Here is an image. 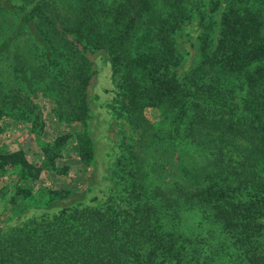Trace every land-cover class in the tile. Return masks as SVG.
Masks as SVG:
<instances>
[{
	"label": "trees",
	"instance_id": "16d2710c",
	"mask_svg": "<svg viewBox=\"0 0 264 264\" xmlns=\"http://www.w3.org/2000/svg\"><path fill=\"white\" fill-rule=\"evenodd\" d=\"M18 1L0 0V15L13 16L14 34L26 31L39 59L33 72L10 56L17 81L0 75V115L23 105L26 78L39 76L60 114L85 126L94 73L85 52L103 50L113 101L135 137L122 154L125 205L62 206L28 219L0 234V264H264V0H230L214 44L213 26H203L202 71L186 83L174 70V34L190 0ZM13 39H0V56ZM147 107L159 110L158 131ZM79 146L89 161L85 132ZM0 160L31 170L19 153ZM185 208L200 216L191 234L180 227Z\"/></svg>",
	"mask_w": 264,
	"mask_h": 264
},
{
	"label": "rangeland",
	"instance_id": "374dc122",
	"mask_svg": "<svg viewBox=\"0 0 264 264\" xmlns=\"http://www.w3.org/2000/svg\"><path fill=\"white\" fill-rule=\"evenodd\" d=\"M229 2L190 0L189 16L174 34L180 57L174 70L182 83H186L188 77L194 79L201 74L203 65L199 36L202 28L206 23L213 26L214 44L220 16ZM14 3L21 4L18 0ZM13 19L8 14L0 15V39L14 37L8 45L12 53L1 49L0 75L5 81H17L18 73L11 66L12 54L17 61L31 65L33 72L39 59L26 31L20 29L17 36L14 34L16 24ZM262 30L264 33V24ZM85 54L94 71L87 87L85 126L60 114L62 106L45 90L47 78L39 76L26 78L24 104L6 109L0 115V156L19 153L31 166V170L27 171L21 163L5 162L0 168V234L28 219L51 216L62 206L125 205L128 186L122 154H125L124 143H129L135 132L127 125L125 117L118 114V104L113 101L117 88L107 54L103 50H90ZM259 64L264 66V58ZM240 95L241 91L236 90L237 102ZM145 116L153 123L154 131L161 128L158 109L147 107ZM168 128L171 129V126ZM83 132L89 138L92 149V157L87 162L80 154L79 135ZM179 219L181 230L186 234L198 229L200 216L197 210L185 208ZM259 222L262 233L258 241L264 246V216Z\"/></svg>",
	"mask_w": 264,
	"mask_h": 264
}]
</instances>
